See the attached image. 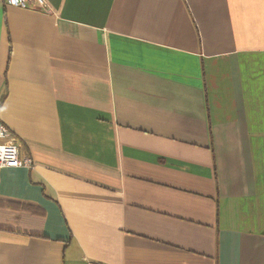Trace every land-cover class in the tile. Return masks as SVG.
I'll return each mask as SVG.
<instances>
[{"label": "crops", "instance_id": "crops-1", "mask_svg": "<svg viewBox=\"0 0 264 264\" xmlns=\"http://www.w3.org/2000/svg\"><path fill=\"white\" fill-rule=\"evenodd\" d=\"M0 2V196L43 236L0 264H264V0Z\"/></svg>", "mask_w": 264, "mask_h": 264}, {"label": "trees", "instance_id": "trees-1", "mask_svg": "<svg viewBox=\"0 0 264 264\" xmlns=\"http://www.w3.org/2000/svg\"><path fill=\"white\" fill-rule=\"evenodd\" d=\"M44 218L35 203L0 196V231L42 237Z\"/></svg>", "mask_w": 264, "mask_h": 264}, {"label": "built area", "instance_id": "built-area-1", "mask_svg": "<svg viewBox=\"0 0 264 264\" xmlns=\"http://www.w3.org/2000/svg\"><path fill=\"white\" fill-rule=\"evenodd\" d=\"M5 6L26 9L32 2L44 5L43 0H0ZM2 101L0 98V170L5 168H33V159L20 157V143L1 120ZM95 264V263H92ZM99 264V263H97Z\"/></svg>", "mask_w": 264, "mask_h": 264}]
</instances>
